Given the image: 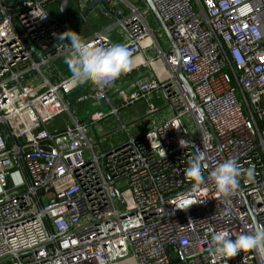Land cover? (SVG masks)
I'll use <instances>...</instances> for the list:
<instances>
[{"label": "built area", "instance_id": "2783aa9c", "mask_svg": "<svg viewBox=\"0 0 264 264\" xmlns=\"http://www.w3.org/2000/svg\"><path fill=\"white\" fill-rule=\"evenodd\" d=\"M9 1L14 14L0 0V264H264L263 248L231 258L211 252L215 232L235 239L264 226V0H152L177 45L168 53L145 0L130 4L132 13L118 21L130 55L153 40L168 77L120 90L118 106L111 96L118 79L93 86L79 102L110 110L82 123L68 100L79 87L50 71L68 43L48 53L59 41L54 34L68 31L50 11L62 0ZM70 1L83 10L91 0ZM83 42L89 49L112 46L102 33ZM34 50L47 54L43 61ZM177 52L217 142L177 79ZM155 97L172 110L169 117L96 152L100 140L93 144L90 128L120 119L122 109L140 101L151 117L158 113ZM64 114L72 122L52 130ZM200 152L205 179L193 187L185 169ZM228 159L241 175L238 187L222 195L211 172Z\"/></svg>", "mask_w": 264, "mask_h": 264}, {"label": "clouds", "instance_id": "9594fccd", "mask_svg": "<svg viewBox=\"0 0 264 264\" xmlns=\"http://www.w3.org/2000/svg\"><path fill=\"white\" fill-rule=\"evenodd\" d=\"M54 35L60 42H68L63 45L64 63L70 73L69 81L74 86H94L103 89L129 70L130 53L126 45L114 44L89 49L76 32L68 30ZM180 145L187 147L188 142L181 140ZM204 159L203 152L196 154L185 169V177L193 182V187L204 183L202 171ZM240 175L241 169L235 159L225 160L211 172L216 190L222 195H228L238 187ZM247 175L249 177L254 175L253 167L247 169ZM211 242L213 255L235 257L242 251L264 248V226L257 225L254 231L240 234L235 239L230 238L226 232H215Z\"/></svg>", "mask_w": 264, "mask_h": 264}, {"label": "crops", "instance_id": "0c3cea01", "mask_svg": "<svg viewBox=\"0 0 264 264\" xmlns=\"http://www.w3.org/2000/svg\"><path fill=\"white\" fill-rule=\"evenodd\" d=\"M130 4L137 7V6H143L144 2L142 0H112V6H113L118 18L113 17L111 14H109L108 12H106L103 9H96L87 18L86 24L76 33L82 38L83 41H86V40L93 38L98 33H102L108 37V39L110 40L112 45H114V44H123V45L127 44L129 42V38L126 34L125 29L122 28L121 26H119L118 21L120 19H122V17H124V16L127 17L132 13V9L130 7ZM87 5H86V7H87ZM60 7H61V5H59V4L52 6L50 8L51 13L55 16H58V17L61 16L62 17ZM72 8L74 10V15H70V23H71L72 27H77L80 24V21H81V18L83 16L85 8L82 10L79 7L78 3L72 4ZM53 12H55V13H53ZM120 12L122 14H120ZM62 19H63V17H62ZM156 33L158 34L157 39H158V42L160 44L161 50L163 52H166V53L171 52L173 50L172 45L169 42V40L167 39L164 32L162 31V29L160 28V30L156 31ZM60 43H62V42H60ZM158 54H159V52H158V49L156 48V46L154 44V41L148 40L147 42H145V44L142 47V50L139 53L134 54V55H129V65H130L129 70L124 72L118 78V81L113 86L114 88H113L111 96H112L114 105H116V106L120 105L119 100L116 98L117 93L120 90L128 89V91H131L133 85L139 84L142 81L152 79V78H156V77L166 78L169 71H168L167 66L165 65V63L162 60H159L160 62H157L156 64L155 63L151 64V65L149 64V62L151 63L152 60H153V62H155L154 59H156L158 57ZM50 64H51L50 65V71L51 70L55 71V73H53L54 78L55 77H58V78L69 77L70 73L68 70V66L64 63V55L59 56L57 58H54ZM54 78H53V81L55 80ZM78 90H79V92H81V94H82L81 96H83L87 93H90L93 90V86H81V87H79ZM72 95L73 94L70 95L69 99L72 97ZM105 106H108V105L99 104L97 110L102 109ZM141 109H142V106H141V108L139 107V110H141ZM146 110H147V106L144 110V114H146ZM137 113L138 112L133 111L132 114H136L135 116H140V115H137ZM132 114L130 115L131 116L130 120L139 118V117L133 116ZM144 114L142 113V115H144ZM118 120H120V119H118ZM154 120H156V119L154 118V115H153L149 119L150 124ZM52 126L53 125H51V127ZM53 128L54 129H56V128L63 129L64 127L60 128V127H54L53 126ZM140 130H142L140 133V134H142V133H145L148 129L143 130L141 128ZM140 134H138V135H140Z\"/></svg>", "mask_w": 264, "mask_h": 264}, {"label": "rangeland", "instance_id": "374dc122", "mask_svg": "<svg viewBox=\"0 0 264 264\" xmlns=\"http://www.w3.org/2000/svg\"><path fill=\"white\" fill-rule=\"evenodd\" d=\"M53 11V10H52ZM55 13V12H53ZM70 15H74L73 8L71 9ZM151 25L152 30H156V23L154 20L150 19L149 22ZM156 33V32H155ZM158 37V34L156 33V38ZM158 40V39H157ZM155 62L152 60V64H156L157 62H160V58L154 59ZM51 65V64H50ZM46 76L48 75V71H45ZM168 75L166 76V78ZM165 79V78H161ZM79 96H75L74 99V111L76 113V116L79 120H83L84 118L90 116L95 110H97L99 104H95L91 101H85V102H79ZM152 103L155 104V106L158 108V113L154 115V120L151 124L149 122V119L152 117H146V114H144V110L147 106V103L145 101H140L136 105L127 107L123 109L120 114V120L116 117H109L108 119L104 120L100 124H98L94 129H89V137L93 139V144L97 143V140H100V145L96 146V152L99 153L101 149L104 151H109L110 149L117 147L119 145L124 144L128 139L129 135L136 136L141 133L142 130L150 129L154 125H156L159 121L163 120L166 117H169L171 115V109L167 107V105L164 102L163 98L155 97L152 99ZM142 109L139 110V107ZM104 112H109V107L105 106L102 108ZM133 111L138 112L136 114H132ZM142 113L144 115H142ZM133 115L135 117H139L138 119H131L130 115ZM159 120V121H158ZM72 121L67 115H62L59 118H57L52 125L54 127H65L67 124H70ZM185 126L194 133H196V128L194 125V122L191 118H185L184 119ZM53 126L51 127L52 130H54ZM124 126L127 128L125 129ZM58 129V128H56Z\"/></svg>", "mask_w": 264, "mask_h": 264}, {"label": "water", "instance_id": "95a60500", "mask_svg": "<svg viewBox=\"0 0 264 264\" xmlns=\"http://www.w3.org/2000/svg\"><path fill=\"white\" fill-rule=\"evenodd\" d=\"M145 2L150 7L152 14H153L154 18L156 19L158 25L160 26V28L162 29V31L166 35L167 39L171 43L172 49L176 50L177 49L176 42L173 39L172 34H171L167 24L162 19V17L160 15L159 11L157 10L155 4L152 2V0H145ZM5 3L8 7V13L14 14L16 3L11 2L9 0H5ZM71 8H72V2L70 0H62L61 7H60L61 15H62L64 21L66 22L67 26H68V30H71L73 32L79 31L86 24V20L90 16V14L92 12H94L96 9H103L106 12H108L109 14H111L113 17L118 18L116 15V12L112 6V0H91L84 10V13H83V16L81 18L79 26L72 27L71 23H70ZM59 43H60V41H58L56 44H54V46L50 49V51L48 53L54 51L57 48V46L59 45ZM176 54L178 56V66H177V70H176L177 79L188 89L190 98L192 99V101L194 102L196 107H198V111L200 112L201 116L203 117L204 121L206 122V125L208 126L209 131H210L214 141L217 142V137H216V134L214 132V129H213L211 123L209 122L203 108L200 106L199 100H198V98L194 92V88L192 87V85L187 81V79L184 76V73L182 70V65H181V56L179 55L178 52ZM33 55L35 56V58L38 61H43L44 57L47 54L38 52L37 50H34ZM82 122H83V120L80 121V123H82ZM98 145H100V143H98ZM253 220L256 221V218L253 217ZM263 252H264V248H263Z\"/></svg>", "mask_w": 264, "mask_h": 264}, {"label": "trees", "instance_id": "16d2710c", "mask_svg": "<svg viewBox=\"0 0 264 264\" xmlns=\"http://www.w3.org/2000/svg\"><path fill=\"white\" fill-rule=\"evenodd\" d=\"M78 89H79V88H78ZM78 89H76V90L74 91V93H72L73 95H72V97H71L70 99H69L70 96L68 97L69 104H70L71 107H73V108H74V106H75V105H74L75 103H74V99H73V98H74L75 96H79V97H80V96L82 95L81 92H79ZM79 97H78V98H79ZM78 100H79V99H78Z\"/></svg>", "mask_w": 264, "mask_h": 264}]
</instances>
